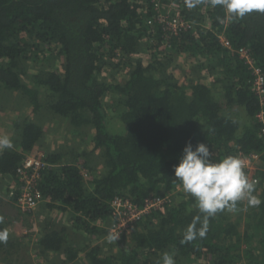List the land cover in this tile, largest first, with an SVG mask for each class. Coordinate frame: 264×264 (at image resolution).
<instances>
[{
  "label": "trees",
  "instance_id": "obj_1",
  "mask_svg": "<svg viewBox=\"0 0 264 264\" xmlns=\"http://www.w3.org/2000/svg\"><path fill=\"white\" fill-rule=\"evenodd\" d=\"M175 1V13L199 25L172 38L165 52L163 28L148 26L155 20L152 0H0V94L3 89L22 94L34 111L47 108L75 131L86 130L92 142L72 159L45 155L55 166L40 183L51 201L48 208L60 203L57 208L70 213L75 227L96 234L117 197L141 207L149 198L173 199L118 240L110 254L100 245L79 247L78 232L50 221L38 242L42 254H61L67 263L83 254L87 264H163L170 253L184 262L264 264V135L257 119L264 106L252 89L253 71L236 52L248 48L264 73V12L238 17L211 0ZM221 34L233 51L222 46ZM54 48L63 58L61 69L24 71L39 58L37 52ZM141 52L151 59L145 62ZM117 58L120 62H111ZM105 59L114 69L128 68L123 83L101 80ZM181 68L186 80L175 73ZM109 110L122 132L110 131ZM232 110H240L243 119ZM13 132V144L0 152V186L13 184L18 167L45 138L43 127L26 119L14 122ZM189 142L208 144L215 162L239 153L259 155L252 195L260 203L245 198L234 209L217 211L205 236L186 241L189 226L199 217L198 232L205 215L190 193L176 204L172 195L182 187L174 166ZM5 234L0 254H11L16 244L0 214V237Z\"/></svg>",
  "mask_w": 264,
  "mask_h": 264
},
{
  "label": "rangeland",
  "instance_id": "obj_2",
  "mask_svg": "<svg viewBox=\"0 0 264 264\" xmlns=\"http://www.w3.org/2000/svg\"><path fill=\"white\" fill-rule=\"evenodd\" d=\"M169 1L170 5L178 6V2L175 0ZM161 49L163 51L165 50V52L170 50L169 47H166L165 49L164 46H161ZM35 55H38L39 58L31 59V61L25 65V72L31 69L38 71L44 66L51 65H55L58 69L62 68L63 58L60 56V52L56 48H54L51 52L42 53V51H40ZM140 56H143L145 62L151 59L150 56H147L146 54L144 55L142 52L140 53ZM105 62L108 65L104 67L101 73V80L109 84L113 82L123 83L127 78L128 68L124 65V69L120 71L122 68L114 69V67L110 64L109 59H105ZM111 62L118 63L120 62V58ZM180 63L182 64V67L190 73V64L188 65V62L184 58L180 59ZM175 73H177L176 75L179 78L186 80V76L182 68L181 70H177ZM208 80L212 81V78ZM110 100V97H107L105 102L110 105ZM107 112H109V118L111 119L109 122L110 131L116 133L122 132V124L117 115L113 114L111 110ZM231 112L237 113L240 116V119H243L244 117V114L240 110H232ZM25 119L29 122L42 126L45 132V138L42 145L37 147L32 153H42L44 156H47V153L49 152L63 153L65 154V159H72L75 155L81 154L92 148L91 138L86 130L75 131L68 126L65 120L54 116L47 108L34 111L32 104L27 98L23 97L22 94L17 92H10L9 94L8 91L3 89L0 94V137H8L10 144L12 145L15 137L13 124L14 122ZM243 123L244 122H242V124ZM5 148L7 147H0V152ZM258 168L259 167H257V170ZM99 169H102V166H100ZM84 175L87 177L86 171H84ZM252 175L253 174L251 173L250 177H252ZM43 179L44 175L40 179V183ZM15 180L16 177L14 181ZM9 187L4 185L0 186V214L5 216L9 236L16 244V248L11 254H0V264H87L83 254L80 255V258H77L74 262L67 263L65 261V257L61 254L41 253V250L38 247V242L44 233L45 225H47L50 221L52 223L54 222L53 224H57L58 226H67L68 228H71L72 232H78L80 234L79 239L77 240L79 247H86V245H100L105 254H110L113 250H116V242L118 240L110 239V237H112L110 234V227L114 222L111 215L109 220L99 222L97 224L96 227L98 228V233L87 234L88 231L83 229L84 226L80 225L83 227L82 229L75 227L76 224L72 221L70 213H65L60 207L59 209L57 208L58 206H61L60 203L56 204L57 207L54 210H51L48 208V204L51 201L45 200L32 212H23L15 202H11L9 199ZM186 194L187 192L184 191L183 187H179L175 193H172L175 201L174 204L184 200ZM153 212L150 213L149 216L155 214V211ZM145 218L147 219V216ZM145 218L142 221L146 220ZM170 256L173 258L174 264H208L209 262L208 260H192L191 262L177 261L173 253H170ZM243 263L248 264L247 261H244Z\"/></svg>",
  "mask_w": 264,
  "mask_h": 264
},
{
  "label": "built area",
  "instance_id": "obj_3",
  "mask_svg": "<svg viewBox=\"0 0 264 264\" xmlns=\"http://www.w3.org/2000/svg\"><path fill=\"white\" fill-rule=\"evenodd\" d=\"M155 9V20H149L148 26L159 25L165 32V49L170 47L171 39L180 36L184 32L195 30L199 25L192 20H186L175 13L176 6L166 5L163 0H152ZM169 6V7H167ZM208 28L207 25L204 26ZM222 46L230 51H233L232 44L229 39L221 34L218 36ZM240 57L253 71L254 81L252 84L253 91L257 94L262 105L264 106V73L263 70L256 65L253 54L248 48H241L236 51ZM258 121L262 124V134L264 135V111L260 112L257 116ZM1 138V137H0ZM244 162V169L247 170L248 175L252 173L251 181L257 182L255 179V172L259 166V155L249 154L244 155L239 153ZM55 166L45 160L42 153L28 154L22 164L18 167L16 172V180L8 188V196L11 202L16 205L23 212H32L43 201L47 199L40 190V179L43 177L44 172L53 169ZM173 202L172 196L155 197L145 200L144 206H138L130 199L125 197H117L110 204L111 216L114 220L110 227V234L112 237H118L119 240L125 234L133 231L135 226L140 223L147 215L159 209H165L167 205ZM234 264H246L243 262Z\"/></svg>",
  "mask_w": 264,
  "mask_h": 264
},
{
  "label": "clouds",
  "instance_id": "obj_4",
  "mask_svg": "<svg viewBox=\"0 0 264 264\" xmlns=\"http://www.w3.org/2000/svg\"><path fill=\"white\" fill-rule=\"evenodd\" d=\"M211 3L222 5L227 13L238 17H244L253 10L264 12V0H211ZM10 146L8 137L0 138V147ZM243 167L244 162L240 157L228 156L219 162L213 161L212 151L206 143L201 142L195 146L191 142L186 144L179 164L174 166V175L182 183L184 191L196 199L200 212L205 214L198 232L195 223L200 222L199 217L189 226L185 234L186 241L193 240L197 234L205 236L209 217L217 211L225 207L234 209L236 202L245 198L252 205L260 203L252 195L255 182L245 175ZM0 238L6 239V234ZM163 264H174V260L165 254Z\"/></svg>",
  "mask_w": 264,
  "mask_h": 264
},
{
  "label": "crops",
  "instance_id": "obj_5",
  "mask_svg": "<svg viewBox=\"0 0 264 264\" xmlns=\"http://www.w3.org/2000/svg\"><path fill=\"white\" fill-rule=\"evenodd\" d=\"M50 203H51V202H50ZM50 203H49V204H50Z\"/></svg>",
  "mask_w": 264,
  "mask_h": 264
}]
</instances>
